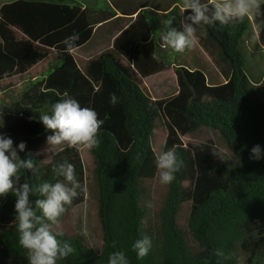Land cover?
Returning a JSON list of instances; mask_svg holds the SVG:
<instances>
[{
    "label": "trees",
    "instance_id": "obj_1",
    "mask_svg": "<svg viewBox=\"0 0 264 264\" xmlns=\"http://www.w3.org/2000/svg\"><path fill=\"white\" fill-rule=\"evenodd\" d=\"M103 1L107 11L85 0H0V133L14 146L25 142L18 154L31 157L35 167L21 174L33 188L55 182L53 165L67 161L85 189L61 217L64 235L58 239L69 242L73 252L58 264H108L115 251H123L129 264H239L237 250L247 242L250 258L258 260L264 250V73L252 80L245 70L242 43L251 30L249 16L205 26L197 45L180 54L158 33L170 16L177 17L173 26L180 28L187 13L179 0L166 9L149 3L133 11ZM118 12L135 16L109 47L87 58L65 50L66 37L78 33L80 49L95 26ZM197 52L214 65L222 83H209L201 68L181 58ZM169 71L176 91L158 96L150 81ZM112 93L115 105L109 103ZM67 97L104 121L100 146L89 151L92 205L102 231L98 251L65 225L86 197L81 151L40 146L53 134L39 121L40 114H50L52 105ZM158 132L164 136L161 151L174 147L184 166L165 185L155 231L146 234L142 184L158 177L153 147ZM197 132L210 136L185 140ZM257 144L261 158L250 159ZM221 151L233 158L221 163L213 156ZM15 199L11 194L0 198V264H29L18 242ZM144 235L152 248L139 259L132 245ZM218 249L223 256L215 254Z\"/></svg>",
    "mask_w": 264,
    "mask_h": 264
},
{
    "label": "clouds",
    "instance_id": "obj_2",
    "mask_svg": "<svg viewBox=\"0 0 264 264\" xmlns=\"http://www.w3.org/2000/svg\"><path fill=\"white\" fill-rule=\"evenodd\" d=\"M183 8L187 15L180 19L179 29L173 26L177 17L170 16L161 21L163 27L158 31L162 43L180 54L197 45L198 33L204 35L201 30L205 26L229 25L252 14L260 15L262 11L261 0H183ZM78 40L79 34L74 32L63 41L69 54L76 50ZM117 102L115 93L110 94L109 103L115 105ZM39 121L46 131L53 133L46 138V151L64 145L77 151H92L100 146L98 133L104 121L98 118L94 109L82 107L71 97L53 104L51 113L40 114ZM25 148V142L14 146L12 138L0 133V198H7L9 194L16 198L18 242L27 251L29 264H58L73 252L69 242L58 239L64 235L61 217L85 189L77 179L75 166L67 161L53 165L55 182L45 181L33 188L21 174V170L30 172L35 167L31 157L22 159L18 154ZM261 154L262 149L257 144L251 148L250 159L258 160ZM213 156L221 163H227L233 153L214 152ZM155 166L160 183L169 185L184 162L173 147L155 154ZM34 195L37 199L33 202L30 197ZM151 248L152 240L147 235L132 245L139 259L147 256ZM215 254L223 256L219 249ZM108 264H129V261L123 251H115L109 256Z\"/></svg>",
    "mask_w": 264,
    "mask_h": 264
},
{
    "label": "rangeland",
    "instance_id": "obj_3",
    "mask_svg": "<svg viewBox=\"0 0 264 264\" xmlns=\"http://www.w3.org/2000/svg\"><path fill=\"white\" fill-rule=\"evenodd\" d=\"M88 3H95L102 11H107L106 3L103 0H85ZM109 1L113 8L121 10L133 11L138 6L149 5V3H158L159 8L166 9L172 5L174 0H106ZM180 5H183V0H179ZM262 11L260 15L252 14L249 16L251 21V30L246 35L242 48L245 50V70L252 80H257L264 73V0H261ZM117 17L109 21L95 26L94 34L90 41L80 49L75 50V53L81 57H90L111 45L112 37L121 29H123L131 20L130 16L122 15L118 12ZM135 16V15H134ZM182 60L188 62L193 67L201 68L208 78L209 83H222L223 79L215 69L214 65L206 56L200 52L191 55H182ZM151 89L156 95L164 97L175 93L176 83L172 73L165 72L155 77L150 81ZM208 133L197 132L185 138L186 141H202L209 137ZM164 142V136L158 132L153 138V147L155 153L161 152ZM46 150L47 142H42L40 145ZM58 147L49 148L48 151L55 152ZM82 163L85 170V185L86 197L84 203L76 209L65 225L74 229L81 234L89 245L96 251L99 250L101 244L102 231L99 222L95 217L92 202L95 199V185L91 169V155L89 151H81ZM144 196L141 204L146 209L145 218L143 221V230L146 234L153 233L157 224L156 214L162 200L165 185L159 181V176L155 180H147L143 182ZM150 205V206H149ZM264 232V229L262 230ZM264 235V234H263ZM264 241V239H263ZM249 243L242 244L237 250L239 264H264V250L258 260L250 258Z\"/></svg>",
    "mask_w": 264,
    "mask_h": 264
},
{
    "label": "crops",
    "instance_id": "obj_4",
    "mask_svg": "<svg viewBox=\"0 0 264 264\" xmlns=\"http://www.w3.org/2000/svg\"><path fill=\"white\" fill-rule=\"evenodd\" d=\"M154 4H155V5H158V3H154ZM178 6H181V7L183 8V5L178 4ZM118 15H120V14L117 13V15H116L115 17H117ZM122 15H124V14H122ZM125 16H130V17H131V20L134 18V15H125ZM131 20H130V21H131ZM99 25H100V24H99ZM127 25H128V24H127ZM127 25H126V26H127ZM126 26H125V27H126ZM125 27H124V28H125ZM124 28H123V29H124ZM121 30H122V29H121ZM118 33H119V31H118L115 35H117ZM115 35H114V36H115ZM114 36L112 37V39L114 38ZM111 41H112V40H111Z\"/></svg>",
    "mask_w": 264,
    "mask_h": 264
}]
</instances>
